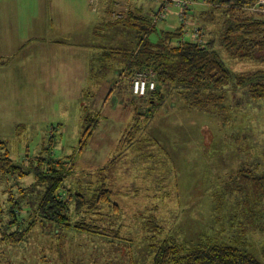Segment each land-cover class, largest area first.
<instances>
[{
	"label": "rangeland",
	"instance_id": "1",
	"mask_svg": "<svg viewBox=\"0 0 264 264\" xmlns=\"http://www.w3.org/2000/svg\"><path fill=\"white\" fill-rule=\"evenodd\" d=\"M135 1L146 17H152L161 4ZM193 8L192 15L198 14L199 9ZM101 16L80 0H0V27L6 25L0 29V141L9 144L11 157L20 162L49 155L55 159L74 156L75 172L89 169L94 174H84V184L96 177L98 187L101 178L108 177L117 206L109 213L101 208L100 217L71 207L72 224L93 223L100 226L99 233L41 226L25 243L2 246L3 264H151L168 236L181 243L186 233L215 236L207 229L211 223L219 228L222 239L236 241L238 234L243 244L264 250L260 246L264 245V199L258 202L249 194L247 180L231 175L236 169L248 177L249 170L264 175V100L251 99L247 90L230 91L226 106L233 108V118L229 121L223 112L213 118L195 111L160 109L145 125V116L137 113H146V102L139 112L131 110L130 86L117 77L121 53L107 51L112 67L105 62L101 68L95 56L86 55L87 47L70 44L75 36L65 34L68 28L81 26L87 31ZM106 16L107 26L99 31L107 33L104 41H126V30L110 26ZM220 16L217 12L211 26L215 31L221 28ZM49 18L63 29L57 30L60 37L49 27ZM43 23L46 30L41 32ZM162 26L179 27L177 17ZM76 37L85 40L84 35ZM28 39V48L17 50ZM221 56L234 73L264 70V63L233 59L225 51ZM98 71L102 77L96 79ZM94 127L82 150L84 133ZM133 128L142 134L130 144L127 132ZM207 128L211 144L204 142ZM238 141H243L242 148L251 147L247 153L253 155L237 152ZM34 180V176L14 180L13 193L18 196L19 186L28 187ZM3 182L0 179V196L5 201ZM68 188L75 191L77 184ZM255 191L264 193L261 188ZM235 212L258 220L245 221ZM103 219L107 222L99 221ZM241 226L250 232L234 231Z\"/></svg>",
	"mask_w": 264,
	"mask_h": 264
},
{
	"label": "trees",
	"instance_id": "2",
	"mask_svg": "<svg viewBox=\"0 0 264 264\" xmlns=\"http://www.w3.org/2000/svg\"><path fill=\"white\" fill-rule=\"evenodd\" d=\"M160 3L153 16L146 17L145 9L135 0H120L118 5L116 0H106L105 14L110 18V21L106 22L110 26H122L126 30L123 38L127 40L118 41L116 44L104 42L108 46L103 44V53L95 58L100 67L102 64L106 65L105 62L112 67L110 60L107 59L109 57L107 51L121 53L122 68L117 77L130 86L131 92L127 96L130 98L131 110L139 112L138 107L144 105L148 107L145 114L137 113L138 116H145V125L153 121L160 109L165 113L195 111L198 115L213 118L215 114L220 116L219 113L223 112L224 116L226 114L225 120L229 121L233 118V108L226 106L230 91L237 93L247 90L251 99L264 100V70L234 73L226 66L221 56L225 51L233 59L264 63L262 0H196L195 3L186 6L182 14L184 21L177 17L179 23L177 28L162 26V23L166 25L171 18L160 22L156 19L160 13L158 10L163 6V3ZM99 5L101 7V0ZM194 6L199 12L192 15ZM116 10H120L122 18L113 16ZM179 11L180 9L175 7L174 12ZM217 12L221 15L219 20L221 28L215 31L211 26L216 23ZM104 26L107 24L104 23L100 30ZM134 30L135 35L130 32ZM196 33H200L199 38L206 41V44L195 38ZM218 34L219 40L216 41ZM105 36L103 34L102 39ZM129 41H131L129 47H125ZM101 73L98 71L94 77L96 79L102 77ZM140 74L153 75L156 83L155 90H149L144 97L135 95L132 89L133 79ZM90 121L93 120L86 118V122ZM95 129L89 128L84 133L82 150L87 144V138L93 135ZM209 129L205 131V136L210 133ZM133 130L136 128L127 132V142L130 144L142 134L137 135V130L136 132ZM207 136L205 141L203 140L205 144L206 140L210 141ZM236 143H240V146ZM236 143L237 152L253 155L247 153L252 151L251 147H241L244 145L243 141ZM74 166V156L55 159L49 155L46 158L16 161L11 157L9 144L0 141V179L6 184L3 194L7 196L5 201H2L0 196V250L2 246L15 247L25 243L33 231L36 232L39 227H47L49 224L52 227L72 229L76 232L99 233L100 226L93 223L81 221L72 224L71 207H75V212L100 217L101 214L97 211L103 207H106L108 213L113 205L117 210L113 201L116 194L109 189L107 176L101 178L102 185L98 184V187L93 181L96 177L90 178L92 182L87 180L84 184L82 176L94 174L89 169L75 172ZM236 170H232L231 175L237 179L247 180L249 194L258 202L264 199L263 192L255 191L256 188L264 190V175L253 174V171L249 170L248 177L242 171L238 173ZM31 176L35 178L33 184L28 187L19 186V195L14 194L12 182L22 181ZM258 183H261L260 187L256 185ZM75 184H77L75 191L68 188L69 185ZM234 216L242 217L245 221L255 220L241 212H235ZM99 221L107 222L105 219ZM243 227L234 228V231L250 232L248 229L242 230ZM207 229L216 232L217 235L207 234L204 238V235L198 237V233L192 237L186 233L183 243L171 235L170 238L168 236L158 247L151 264H264L263 249L243 244L238 234L236 241L222 239L219 228L212 223ZM260 246L264 248L263 243ZM4 254L0 251V264H3Z\"/></svg>",
	"mask_w": 264,
	"mask_h": 264
},
{
	"label": "crops",
	"instance_id": "3",
	"mask_svg": "<svg viewBox=\"0 0 264 264\" xmlns=\"http://www.w3.org/2000/svg\"><path fill=\"white\" fill-rule=\"evenodd\" d=\"M80 1H82V2H84V3H87L88 5H90V6H92L91 5V3L89 2V0H80ZM105 2H106V0H101V7H100V5H99V10L98 11H96L97 12V14L98 13H101V19L99 20L98 18H97V21H99V22H91L90 24H89V26H88V29H87V31H86V28H85V26H81V27H79V28H76V27H74V28H68L66 31H67V33H65V34H69V33H72L74 36H75V39H74V41H70L69 40V43L70 44H73L74 46H80V47H87L88 48V51H86V55H88V56H95V57H97V56H99V55H97V52L99 51H101L100 52V54H102L103 52V47H104V45L103 44H105L104 42V39H102L103 38V34H101L99 31H100V28L103 26V24H104V19L106 18V19H108L107 18V16H106V14H105V10L106 9H104V8H106V5L107 4H105ZM98 4H99V0H98ZM92 9H93V7H92ZM60 11H62L61 9H59ZM105 16V17H104ZM173 16V15H172ZM172 16H170V18H172ZM95 19H96V17H95ZM48 24H49V27L50 28H52L56 33H57V30L58 31H61V30H63L61 27H57V25H56V23H55V21L52 19V18H49L48 19ZM46 25H47V23H43L41 26H40V28H39V30L41 31V32H44L45 30H46ZM0 29L1 30H5L6 29V25H2L1 27H0ZM58 34V33H57ZM84 35V39L85 40H83V39H80V38H78V37H76V36H79V37H82ZM105 35H107V33L106 34H104V36ZM61 35L60 34H58V37H60ZM29 43V39L23 44V45H21L20 47H19V49H17V50H19L20 52L23 50V49H25V48H28V46H27V44ZM131 43V41H129V44ZM40 44L41 45H45V44H47V43H45V42H40ZM25 45V46H24ZM106 46H108L107 44H105ZM54 52H57V50H54ZM73 54H75L74 52H70V55L72 56ZM101 68H103V64H102V66H101ZM102 70V69H101ZM93 73V72H92ZM92 73H90V74H92ZM5 78H8V76H5Z\"/></svg>",
	"mask_w": 264,
	"mask_h": 264
},
{
	"label": "built area",
	"instance_id": "4",
	"mask_svg": "<svg viewBox=\"0 0 264 264\" xmlns=\"http://www.w3.org/2000/svg\"><path fill=\"white\" fill-rule=\"evenodd\" d=\"M118 1L116 0L117 5ZM163 3L162 8L158 10L160 13L158 17L156 18L159 22L162 20H167L170 18V16L175 15L179 18V20L184 21V15L183 12L185 11V8L187 5H190L192 3H195L196 0H159ZM90 3L95 11L99 10V4L98 0H90ZM262 3H264V0H262ZM175 7H178L180 9L179 12L175 13L174 9ZM180 14V15H179ZM180 17H179V16ZM113 16L116 18H122V14L120 13V10H116L113 12ZM200 33H196L195 38H199ZM200 43L206 44V41H203L201 38H199ZM156 83L153 80V75H137L133 79L132 83V89L135 95L144 97L149 93V90L153 91L155 90Z\"/></svg>",
	"mask_w": 264,
	"mask_h": 264
}]
</instances>
